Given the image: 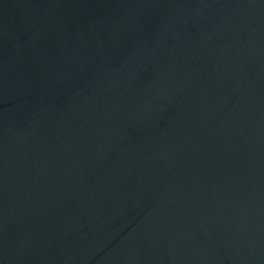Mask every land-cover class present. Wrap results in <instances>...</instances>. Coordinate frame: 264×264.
Returning <instances> with one entry per match:
<instances>
[{"label": "water", "instance_id": "water-1", "mask_svg": "<svg viewBox=\"0 0 264 264\" xmlns=\"http://www.w3.org/2000/svg\"><path fill=\"white\" fill-rule=\"evenodd\" d=\"M0 264H264V0H0Z\"/></svg>", "mask_w": 264, "mask_h": 264}]
</instances>
